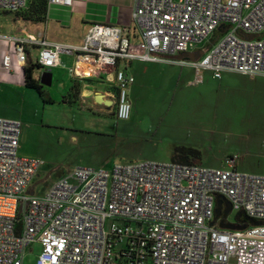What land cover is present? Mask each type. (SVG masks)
<instances>
[{
    "label": "built area",
    "instance_id": "1",
    "mask_svg": "<svg viewBox=\"0 0 264 264\" xmlns=\"http://www.w3.org/2000/svg\"><path fill=\"white\" fill-rule=\"evenodd\" d=\"M27 6L0 0V13ZM132 18L143 52L131 49L119 25L95 23L81 44L0 32L11 44L3 66L21 70L28 47H38L34 63L47 72L69 55L75 80L112 85L106 98L119 120L131 116L135 77L127 68L134 60L193 66L197 82L202 70L217 79L227 71L264 75V0H136ZM198 48V58L177 59ZM22 127L0 117V264H24L35 242L42 245L37 264H264V223L229 230L219 225L223 215L216 219L221 197L236 212L226 222L243 224L241 211L264 222V175L239 169L236 157L225 167L173 160L80 166L39 196L34 181L43 161L20 154Z\"/></svg>",
    "mask_w": 264,
    "mask_h": 264
},
{
    "label": "rangeland",
    "instance_id": "2",
    "mask_svg": "<svg viewBox=\"0 0 264 264\" xmlns=\"http://www.w3.org/2000/svg\"><path fill=\"white\" fill-rule=\"evenodd\" d=\"M7 18L0 15L1 33L9 27ZM130 47L143 52L141 38L131 37ZM32 55L35 59L37 52ZM131 70L136 81L126 120L88 99L89 94L69 98L72 79L65 68L53 69L52 83L44 85L52 102L26 85L0 83V117L23 126L20 154L43 161L34 181L36 195L77 167L171 161L170 150L181 144L199 149L204 166L225 167L236 157L239 168L264 174V75L225 72L217 79L202 70L197 82L187 66L134 61ZM42 72L36 69L34 76L40 79ZM41 251V243H33L24 264H37Z\"/></svg>",
    "mask_w": 264,
    "mask_h": 264
},
{
    "label": "crops",
    "instance_id": "3",
    "mask_svg": "<svg viewBox=\"0 0 264 264\" xmlns=\"http://www.w3.org/2000/svg\"><path fill=\"white\" fill-rule=\"evenodd\" d=\"M136 4V0H73L71 6L60 5V4H48V10L46 18L43 21H30L24 19L20 14L13 12H1L8 15L6 19L9 27L3 34L11 36H29L36 35L42 36L52 42H64L69 44H81L84 41L85 36L89 32L90 27L95 23H103L109 25H119L124 28L126 35L130 39L131 37L141 38V29L138 24L133 20L132 13ZM1 32V26H0ZM11 49V44L5 40L0 39V83H10L16 85H25V76H24V67L18 71H10L4 68L3 66V57L7 50ZM37 52V56L34 59L32 53ZM28 62H35L39 56L38 47H28ZM201 49H195L187 53H192L194 56L198 57L201 54ZM179 55L177 59H192L190 56ZM197 57V58H198ZM139 61V60H134ZM132 61V62H134ZM27 62V63H28ZM62 62L60 66L54 67L51 69L50 73L52 74L53 69L65 68L69 72L72 85L77 82L80 88L78 96L90 95L88 99L95 101V96L98 93L104 94L106 98V92H108L112 85L106 83L100 79L93 78L92 81L84 80H75L74 76L71 74L69 67L74 64L73 57L69 55L62 56ZM132 62L128 64V70L132 73L131 65ZM144 65L149 63H158L172 66H187L190 69H193V73L196 75V70L193 66L187 64H171L166 62H142ZM147 68H145L146 70ZM209 71V70H204ZM225 73V72H224ZM228 75L232 72L227 71ZM237 73V72H235ZM241 74V73H239ZM244 75V74H241ZM247 76V75H244ZM136 81V80H135ZM135 83V82H134ZM133 83V85H134ZM109 84L110 87L104 89L96 85ZM131 86V90L132 87ZM72 88V86H71ZM131 93V91H130ZM74 96L73 91H71L69 98ZM75 97V96H74ZM99 105V104H98ZM101 107H104L100 105ZM105 108V107H104ZM182 146H187L186 144H181ZM177 145H174V147ZM190 146V145H189ZM174 147L170 150L169 156L173 157ZM192 147V146H191ZM195 148V147H194ZM202 155L198 163L202 164ZM239 168V163H237ZM241 169V168H239ZM243 170V169H241ZM246 171V170H243ZM250 172V171H247ZM264 175V174H263Z\"/></svg>",
    "mask_w": 264,
    "mask_h": 264
},
{
    "label": "trees",
    "instance_id": "4",
    "mask_svg": "<svg viewBox=\"0 0 264 264\" xmlns=\"http://www.w3.org/2000/svg\"><path fill=\"white\" fill-rule=\"evenodd\" d=\"M48 1L49 0H28L27 8L15 13L20 14V16H22L26 20L43 21L47 15ZM36 69L42 70V67L38 63L30 61L24 66L25 85L29 88L36 89L45 102H52V99L44 90V85L40 82V79H37L34 76ZM42 71L48 73L47 71ZM89 80L92 81V79ZM71 90L76 97L80 91L77 82L72 85ZM200 157L201 152L199 149L191 146L177 145L174 147L172 160L185 163H198ZM242 219H245L244 214H242Z\"/></svg>",
    "mask_w": 264,
    "mask_h": 264
},
{
    "label": "water",
    "instance_id": "5",
    "mask_svg": "<svg viewBox=\"0 0 264 264\" xmlns=\"http://www.w3.org/2000/svg\"><path fill=\"white\" fill-rule=\"evenodd\" d=\"M201 54H202V52H201ZM187 55L192 57V59H196L198 57V55L194 56V54H192V53H185V54H182L180 57L187 56ZM40 82L43 85H50L52 83V74L50 72H48V73L42 72L41 76H40ZM95 101H96L97 104L102 105V106H104V107H106L108 109H109L110 105L112 104V101L109 100V99H105L104 98V94H101V93L96 94ZM30 194L33 195L34 191L31 190ZM224 201H225L224 198L218 197V199H217V208H216V219L219 218L221 215H223V219L220 221V224H219L222 229L243 230L249 224L258 225V224H263L264 223V222L256 221V220H253V219H242V214L244 213V211H241L236 216V220L237 221H245L243 224L226 222L225 218H226L227 214L231 211L232 206H231L230 202L225 201L226 209H225V211L222 214V205H223ZM214 223L215 222H212V224H214Z\"/></svg>",
    "mask_w": 264,
    "mask_h": 264
},
{
    "label": "flooded vegetation",
    "instance_id": "6",
    "mask_svg": "<svg viewBox=\"0 0 264 264\" xmlns=\"http://www.w3.org/2000/svg\"><path fill=\"white\" fill-rule=\"evenodd\" d=\"M109 100H111V99H109ZM111 101H112V104L110 105L109 109L106 108V107H105V109H106L108 112H112V114H114V116H115V111H114V109H115V102H114L113 100H111ZM225 209H226V208H225ZM225 209H224V207H222V214H223V212L225 211ZM232 212H233V210L231 209V211H230L227 215H230Z\"/></svg>",
    "mask_w": 264,
    "mask_h": 264
},
{
    "label": "clouds",
    "instance_id": "7",
    "mask_svg": "<svg viewBox=\"0 0 264 264\" xmlns=\"http://www.w3.org/2000/svg\"><path fill=\"white\" fill-rule=\"evenodd\" d=\"M50 72V71H49Z\"/></svg>",
    "mask_w": 264,
    "mask_h": 264
}]
</instances>
